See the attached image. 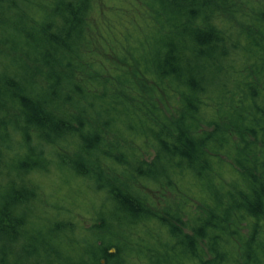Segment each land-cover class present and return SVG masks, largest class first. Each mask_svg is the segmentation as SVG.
Segmentation results:
<instances>
[{"label":"clouds","instance_id":"1","mask_svg":"<svg viewBox=\"0 0 264 264\" xmlns=\"http://www.w3.org/2000/svg\"><path fill=\"white\" fill-rule=\"evenodd\" d=\"M0 264H264V0H0Z\"/></svg>","mask_w":264,"mask_h":264}]
</instances>
